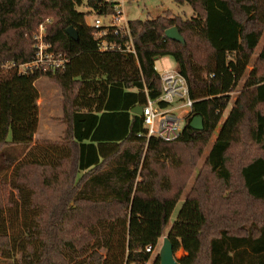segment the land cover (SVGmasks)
I'll use <instances>...</instances> for the list:
<instances>
[{"label":"trees","instance_id":"obj_1","mask_svg":"<svg viewBox=\"0 0 264 264\" xmlns=\"http://www.w3.org/2000/svg\"><path fill=\"white\" fill-rule=\"evenodd\" d=\"M174 2L190 5L193 16L168 10L128 21L129 35L110 27L97 37L106 27L87 22L91 12L77 9L83 0H0V262L147 264L146 248L168 236L175 252L183 249L179 264H264V45L249 69L264 33V0ZM114 4L87 2L100 16ZM41 24L48 51L67 60L21 73L14 65L36 60ZM171 27L185 44L166 36ZM102 41L116 47L102 49ZM165 56L176 61L193 104L177 138L147 141L143 116L132 109L148 99L169 106L156 69ZM42 76L61 88L67 129L59 141L34 144ZM197 116L201 130L190 125ZM233 153L245 161L236 169Z\"/></svg>","mask_w":264,"mask_h":264},{"label":"rangeland","instance_id":"obj_2","mask_svg":"<svg viewBox=\"0 0 264 264\" xmlns=\"http://www.w3.org/2000/svg\"><path fill=\"white\" fill-rule=\"evenodd\" d=\"M104 1H117V2L122 3V6H123L122 17L123 19L128 20V21L146 20L148 18H157L158 16L163 15L168 10L174 14L181 15L185 18H190L194 14L193 9L191 8L190 5L177 4L176 2H174V0H104ZM87 2L88 0H83V4L81 6H78L77 9L85 13L91 12L87 16L86 19L89 24H92L94 19L97 17V13L88 7ZM102 20L106 22L108 18L102 17ZM263 45H264V33L258 44V47L255 50V53H254L251 65L249 66V69L252 68L254 59L256 55H258V53L262 49ZM156 69L160 75H163L167 72L166 70L168 71L173 70V69L176 70L177 63L171 56H165L157 60ZM243 83H244V79L239 83L236 91L232 93L231 103L229 104V107L224 112V116L221 120V124H222V121L226 118L230 108L232 107L234 100L236 99V96L238 95V92L241 90L243 86ZM36 87L39 91V99H38L39 126L37 130V134L39 135V137L35 138L36 139L35 144L43 143L41 140H44V139H48L49 141H59V139L64 138L65 131L67 129L66 117H65V112H64V105L66 104V100L64 99L62 95L61 88L52 79L46 76H42L36 81ZM180 104H183V101H181ZM187 110H188L187 107H181L178 110V114L182 115L183 112L184 111L186 112ZM221 124L219 125V128L217 129L216 133L213 134L212 139L210 143L208 144V146L204 148L202 155L200 156L195 168L190 171V176L188 180L186 181L181 198L178 201L171 215L170 221L165 228L166 229L165 234L168 232V230L174 223V220L176 219V216L186 198V194L188 193L190 188L196 183V177L198 176L200 171H202V169L204 168L205 159L209 153V150L212 147L213 142L215 141L217 137ZM242 149H243L242 145H237L234 148V151H240ZM181 150L183 154H186L189 148L182 147ZM231 158H232V166L235 169L238 167V165H241L242 163L245 162L243 158L242 159L244 162L242 161L241 158H239L234 153L232 154ZM237 175L238 173L235 172L234 177L236 180L238 179ZM179 177H182V176H179ZM231 189L232 190L240 189V187H237L236 184H233ZM44 199L45 197H41V200H44ZM163 237L159 239L158 245L155 251H153L152 257L147 264H153L154 258L159 253L162 247ZM101 252L103 251L101 250ZM183 254H184L183 249H179L175 253L177 258L182 257ZM0 264H4V263L0 262Z\"/></svg>","mask_w":264,"mask_h":264},{"label":"built area","instance_id":"obj_3","mask_svg":"<svg viewBox=\"0 0 264 264\" xmlns=\"http://www.w3.org/2000/svg\"><path fill=\"white\" fill-rule=\"evenodd\" d=\"M114 11L108 15H102L94 19L91 24L95 28L106 27L103 30L96 32L97 37H102L106 34L107 28H114L113 32L125 33L129 35L128 20L123 19V6L122 3L113 1ZM102 17L108 18L106 22L102 20ZM46 30L43 24L39 26L38 32L34 36L35 48L37 50L36 60L32 63H26L21 65H14L21 73H25L34 67H43L44 69L63 67L67 58L63 55H56L52 51H48L50 45L45 42ZM116 45L108 44L106 41H102L101 48H115ZM128 51H134L132 42L127 45ZM162 78V95L160 100L166 102L169 106L166 108L158 105L156 101L151 99L147 100V104L143 106V119L146 127L147 141L152 137H159L166 141H171L177 138L182 130L183 122L186 113H188L192 107L193 101L189 97V90L187 81L177 69L167 71L161 75ZM183 101V104L180 102ZM181 107H187L188 110L183 112L182 115L178 114V110ZM157 247V246H156ZM156 247L148 246L146 251L153 252Z\"/></svg>","mask_w":264,"mask_h":264},{"label":"water","instance_id":"obj_4","mask_svg":"<svg viewBox=\"0 0 264 264\" xmlns=\"http://www.w3.org/2000/svg\"><path fill=\"white\" fill-rule=\"evenodd\" d=\"M101 1V0H98ZM67 33L72 39L77 40L78 39V33L76 29L73 26H70L67 29ZM166 36L174 41H178L182 44H185V39L179 32V29L177 27H171L166 31ZM132 112L136 115L142 116L143 115V107L137 106L134 109H132ZM191 127L197 130L203 129V119L199 116L194 117L190 123ZM173 243L168 238V236L163 237V244L159 251V257H160V264H179L178 258L175 255Z\"/></svg>","mask_w":264,"mask_h":264},{"label":"crops","instance_id":"obj_5","mask_svg":"<svg viewBox=\"0 0 264 264\" xmlns=\"http://www.w3.org/2000/svg\"><path fill=\"white\" fill-rule=\"evenodd\" d=\"M166 71H168V70H166ZM35 85H36V82H35ZM38 126H39V124H38ZM38 130V129H37ZM48 132V131H47ZM47 132H46V134H47ZM48 135H50V134H48ZM39 137V135L37 134V132L35 133V137H34V144H35V138H38ZM62 139V138H61ZM61 139H59V140H61ZM43 143L45 142V141H49L48 139H44V140H41ZM41 141H39V142H41ZM38 142V141H37ZM36 144H38V143H36ZM39 144H42V143H39Z\"/></svg>","mask_w":264,"mask_h":264}]
</instances>
